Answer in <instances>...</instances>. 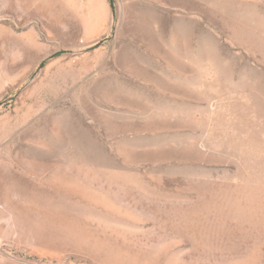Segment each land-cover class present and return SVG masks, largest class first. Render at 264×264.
I'll return each instance as SVG.
<instances>
[{
    "label": "rangeland",
    "instance_id": "1",
    "mask_svg": "<svg viewBox=\"0 0 264 264\" xmlns=\"http://www.w3.org/2000/svg\"><path fill=\"white\" fill-rule=\"evenodd\" d=\"M0 264H264V0H0Z\"/></svg>",
    "mask_w": 264,
    "mask_h": 264
}]
</instances>
